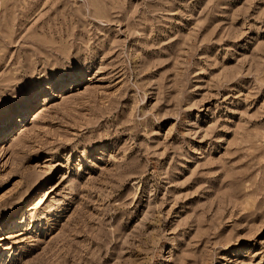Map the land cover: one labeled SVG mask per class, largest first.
Here are the masks:
<instances>
[{"label":"rangeland","instance_id":"rangeland-1","mask_svg":"<svg viewBox=\"0 0 264 264\" xmlns=\"http://www.w3.org/2000/svg\"><path fill=\"white\" fill-rule=\"evenodd\" d=\"M0 106V264H264V0H0Z\"/></svg>","mask_w":264,"mask_h":264},{"label":"snow or ice","instance_id":"snow-or-ice-1","mask_svg":"<svg viewBox=\"0 0 264 264\" xmlns=\"http://www.w3.org/2000/svg\"><path fill=\"white\" fill-rule=\"evenodd\" d=\"M74 69L70 68L68 69V72L71 73L73 72ZM54 88L58 87L57 85H53ZM9 103L11 105H19V106H23L25 104V101L23 98L19 99V100H12V101H9ZM3 120V111H2V106H0V121Z\"/></svg>","mask_w":264,"mask_h":264},{"label":"bare ground","instance_id":"bare-ground-1","mask_svg":"<svg viewBox=\"0 0 264 264\" xmlns=\"http://www.w3.org/2000/svg\"><path fill=\"white\" fill-rule=\"evenodd\" d=\"M22 122H23V121L21 120L20 123L17 124V126H18V127L21 126V125L23 126ZM23 218H25V217H23Z\"/></svg>","mask_w":264,"mask_h":264}]
</instances>
